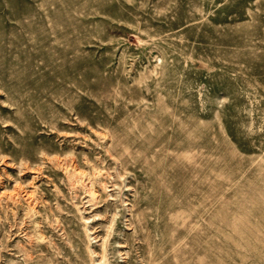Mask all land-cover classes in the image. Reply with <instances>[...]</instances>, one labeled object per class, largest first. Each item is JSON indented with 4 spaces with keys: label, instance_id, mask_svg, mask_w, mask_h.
I'll return each mask as SVG.
<instances>
[{
    "label": "rangeland",
    "instance_id": "374dc122",
    "mask_svg": "<svg viewBox=\"0 0 264 264\" xmlns=\"http://www.w3.org/2000/svg\"><path fill=\"white\" fill-rule=\"evenodd\" d=\"M98 263L264 264V0H0V264Z\"/></svg>",
    "mask_w": 264,
    "mask_h": 264
},
{
    "label": "bare ground",
    "instance_id": "6f19581e",
    "mask_svg": "<svg viewBox=\"0 0 264 264\" xmlns=\"http://www.w3.org/2000/svg\"><path fill=\"white\" fill-rule=\"evenodd\" d=\"M90 254H93V251L90 250ZM99 264V263H98Z\"/></svg>",
    "mask_w": 264,
    "mask_h": 264
}]
</instances>
